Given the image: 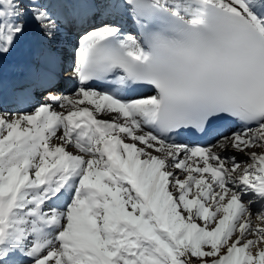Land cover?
Wrapping results in <instances>:
<instances>
[{
  "label": "snow or ice",
  "instance_id": "snow-or-ice-1",
  "mask_svg": "<svg viewBox=\"0 0 264 264\" xmlns=\"http://www.w3.org/2000/svg\"><path fill=\"white\" fill-rule=\"evenodd\" d=\"M0 264H264V0H0Z\"/></svg>",
  "mask_w": 264,
  "mask_h": 264
},
{
  "label": "bare ground",
  "instance_id": "bare-ground-1",
  "mask_svg": "<svg viewBox=\"0 0 264 264\" xmlns=\"http://www.w3.org/2000/svg\"><path fill=\"white\" fill-rule=\"evenodd\" d=\"M14 61H15V57L14 56L13 57H9L6 66L10 69L11 65L14 63ZM8 76H9V78H11V72L10 71L8 72Z\"/></svg>",
  "mask_w": 264,
  "mask_h": 264
}]
</instances>
